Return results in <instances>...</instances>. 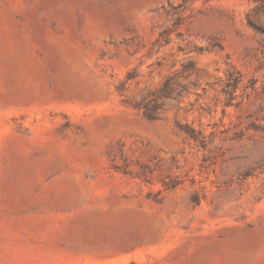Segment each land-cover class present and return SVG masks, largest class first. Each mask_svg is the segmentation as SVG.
Segmentation results:
<instances>
[{
  "label": "rangeland",
  "instance_id": "1",
  "mask_svg": "<svg viewBox=\"0 0 264 264\" xmlns=\"http://www.w3.org/2000/svg\"><path fill=\"white\" fill-rule=\"evenodd\" d=\"M0 264H264V0H0Z\"/></svg>",
  "mask_w": 264,
  "mask_h": 264
},
{
  "label": "trees",
  "instance_id": "2",
  "mask_svg": "<svg viewBox=\"0 0 264 264\" xmlns=\"http://www.w3.org/2000/svg\"><path fill=\"white\" fill-rule=\"evenodd\" d=\"M194 136V135H193Z\"/></svg>",
  "mask_w": 264,
  "mask_h": 264
}]
</instances>
